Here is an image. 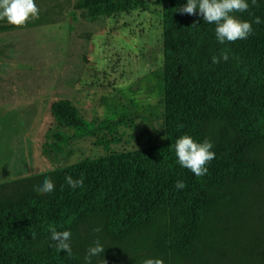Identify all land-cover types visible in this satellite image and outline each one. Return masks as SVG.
<instances>
[{"label":"trees","instance_id":"obj_1","mask_svg":"<svg viewBox=\"0 0 264 264\" xmlns=\"http://www.w3.org/2000/svg\"><path fill=\"white\" fill-rule=\"evenodd\" d=\"M158 2L163 13L165 143L113 152L108 144L118 141L123 120L87 122L69 101L54 102L47 152H62L94 137L107 154L64 168L53 179L52 193L33 187L44 177L0 185V264H85L75 246L83 229L96 221L112 240L131 241L141 234L155 252L187 256L209 235L236 187L259 176L260 165L251 153L264 144V0H248L247 11L234 13L249 22L261 18L262 23L252 24L253 33L223 44L215 38L214 24L177 11L186 0ZM140 5L142 0H77L75 7L96 17ZM223 54L227 61L219 60ZM185 134L213 143L216 156L202 177L177 162L175 141ZM66 176L82 179L83 185L71 189ZM178 180L184 189L175 188ZM51 228L71 232V256L50 246ZM151 230L158 231L147 239L143 233Z\"/></svg>","mask_w":264,"mask_h":264},{"label":"rangeland","instance_id":"obj_2","mask_svg":"<svg viewBox=\"0 0 264 264\" xmlns=\"http://www.w3.org/2000/svg\"><path fill=\"white\" fill-rule=\"evenodd\" d=\"M76 1L36 0L38 18L23 27L0 21L5 116L0 185L45 176L53 181L64 168L107 154L94 137L62 152L46 151L55 126L51 105L60 100L69 101L87 122L123 120L118 141L108 144L113 152L166 141L162 6L158 0H142L132 10L89 17L76 9ZM251 154L260 165L259 176L236 187L209 235L189 255L155 252L141 234L131 241L112 240L98 221L83 229L76 249L84 258L99 240L105 250L92 264H142L148 258L163 264H264V144ZM156 231L143 234L148 239Z\"/></svg>","mask_w":264,"mask_h":264},{"label":"clouds","instance_id":"obj_3","mask_svg":"<svg viewBox=\"0 0 264 264\" xmlns=\"http://www.w3.org/2000/svg\"><path fill=\"white\" fill-rule=\"evenodd\" d=\"M254 2V0H253ZM249 8L248 0H186V3L178 8L181 14L195 15L201 17L208 24L215 25V38L223 44L225 41L247 39L253 33L252 24L262 23L261 18L256 16L252 22L238 19L234 13H243ZM39 9L36 0H0V21L17 27H23L27 22L38 18ZM227 54H223L219 60L227 61ZM218 58L213 56L212 62L218 63ZM213 143L204 139L196 141L190 135H181L175 141L174 150L178 164L182 168L190 170L196 177H202L208 173L207 165L215 158L216 153L212 150ZM67 185L75 190L83 185L82 179L65 177ZM33 187L39 193L48 194L54 190L53 181L45 176L42 182L34 184ZM177 190L185 188L183 181L175 183ZM99 231V229H96ZM71 232L69 230L58 231L50 229V246H54L57 252L62 250L69 256L72 254L70 244ZM104 245L94 241L89 246L84 257L85 264H92V258L103 255ZM142 264H163L159 259L148 258Z\"/></svg>","mask_w":264,"mask_h":264},{"label":"crops","instance_id":"obj_4","mask_svg":"<svg viewBox=\"0 0 264 264\" xmlns=\"http://www.w3.org/2000/svg\"><path fill=\"white\" fill-rule=\"evenodd\" d=\"M4 119H5V116H4V113H3L2 108L0 106V122L4 121Z\"/></svg>","mask_w":264,"mask_h":264}]
</instances>
